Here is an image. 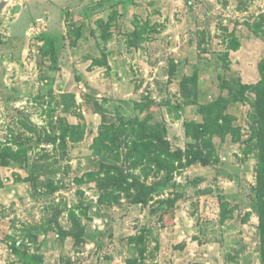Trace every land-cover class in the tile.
Returning <instances> with one entry per match:
<instances>
[{
    "label": "rangeland",
    "instance_id": "obj_1",
    "mask_svg": "<svg viewBox=\"0 0 264 264\" xmlns=\"http://www.w3.org/2000/svg\"><path fill=\"white\" fill-rule=\"evenodd\" d=\"M263 66L264 0H0V264H262ZM218 97L230 125L207 165L137 162L122 130L96 144L139 118L186 151L185 122ZM104 163L148 202L106 196Z\"/></svg>",
    "mask_w": 264,
    "mask_h": 264
},
{
    "label": "trees",
    "instance_id": "obj_2",
    "mask_svg": "<svg viewBox=\"0 0 264 264\" xmlns=\"http://www.w3.org/2000/svg\"><path fill=\"white\" fill-rule=\"evenodd\" d=\"M189 83L192 85L197 83L195 73L181 79V87L186 96L191 92ZM255 89L257 91L256 104L260 125L258 131L260 160L256 196L260 216L262 264H264V66L261 70V79L256 84ZM224 99V97H218L210 103L201 105L199 108L206 117H203L202 121L198 123L192 120L185 122L187 133L193 139V142L188 144L186 151L171 147L170 141L166 138V126L161 122L139 118L128 119L120 126L117 124L106 125L105 128L108 132L101 133L96 138V144L102 145L104 150H111L114 144L120 143V138L124 134L129 138L127 155L134 157L137 162L146 161L159 171L169 170L175 162H182L184 159L188 164L199 162L207 165L211 163L216 151L214 142L209 139V135L218 128L222 131L226 130L230 125L227 122L224 123V120L229 119L231 114L226 110L228 102L223 103ZM235 100H239V98L237 97ZM119 130H122L119 138L110 137V132L115 131L113 134H117L116 132ZM90 174L101 176L99 180L104 189V194L108 197L124 192L131 202H148L150 187L141 181L138 174L127 171L121 165L104 163V168L98 173Z\"/></svg>",
    "mask_w": 264,
    "mask_h": 264
}]
</instances>
